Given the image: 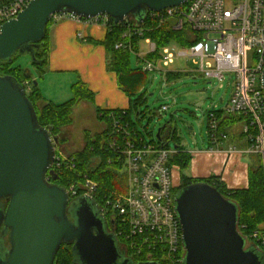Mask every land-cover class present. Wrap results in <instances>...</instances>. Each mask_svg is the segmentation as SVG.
Instances as JSON below:
<instances>
[{
	"label": "water",
	"instance_id": "1",
	"mask_svg": "<svg viewBox=\"0 0 264 264\" xmlns=\"http://www.w3.org/2000/svg\"><path fill=\"white\" fill-rule=\"evenodd\" d=\"M187 1L31 0L1 27L0 60L11 61L16 52L34 59V49L55 14L83 19L107 15L115 23L133 15L141 24L148 10ZM31 75L30 70L27 76ZM55 142L57 138L40 125L24 85L12 75L0 74V264H54L64 243H73L79 264H158L122 260L116 237L105 232L97 203L84 196L70 202L67 189L47 179ZM175 210L186 249L182 264H264V255L247 247L239 233L238 205L213 185L198 181L181 188ZM6 233L9 248L4 247Z\"/></svg>",
	"mask_w": 264,
	"mask_h": 264
},
{
	"label": "built area",
	"instance_id": "2",
	"mask_svg": "<svg viewBox=\"0 0 264 264\" xmlns=\"http://www.w3.org/2000/svg\"><path fill=\"white\" fill-rule=\"evenodd\" d=\"M31 0H0V30L5 22L14 19ZM69 17L83 22L102 21L107 25L109 16L83 19L71 14H55L57 22ZM125 23V41L116 43V48L126 44L131 48L132 38L145 41L148 51L132 50L137 54L142 70L151 72L159 67L158 61L168 66L176 56L197 59L200 71L209 78L225 79L233 73L234 85L223 111L226 115L246 117L245 132L249 137V152L264 153V0H188L182 5L171 6L161 11L148 10L142 24L133 15ZM146 20L152 25H145ZM154 24V25H153ZM167 25L175 31H183L195 42L175 51L172 44L160 50L158 61L147 55L157 51L151 38H144L153 26ZM200 37L197 39L196 37ZM127 41V42H126ZM177 43V42H175ZM163 106L162 110H166ZM110 131L107 148L117 161H122L126 174L125 191H114L97 205L101 211L119 223L115 230L130 256L137 262L153 261L158 264H182L186 254L182 225L175 210V184L172 156L178 148L170 147L168 140L148 142L143 135L124 121V114L110 113ZM252 130V131H251ZM209 138L217 147L227 134L220 129L216 110L209 112ZM57 143V142H56ZM74 152V151H73ZM73 152L65 153L55 147L54 162L47 174L49 181H57L63 168L75 169ZM53 176L56 179L53 180ZM80 181L68 182L69 198L84 196L94 198L99 184L87 174H78ZM245 237L246 246L254 247L264 255V227L247 232L239 228Z\"/></svg>",
	"mask_w": 264,
	"mask_h": 264
},
{
	"label": "trees",
	"instance_id": "3",
	"mask_svg": "<svg viewBox=\"0 0 264 264\" xmlns=\"http://www.w3.org/2000/svg\"><path fill=\"white\" fill-rule=\"evenodd\" d=\"M129 22H132L131 17L129 21L122 23H115L110 17L107 22L108 30L102 42L108 53V69L116 73L119 87L130 97L132 104L128 109H103L96 107V114L104 124L103 130L92 132L86 129L84 131V146L73 152L76 163L75 169L69 170L63 168L60 178L57 181H51L68 189L69 181L81 180L82 177L78 176L79 173L83 175L87 174L99 184L98 192L93 200L100 205L103 204V200L110 193L125 191L126 184V174L122 161H117L113 152L107 148L108 132L110 131L111 123L110 113H114L115 115L124 114V121L136 129L140 136L143 134L134 122L133 115L140 121L142 117L146 116L147 112V109L143 110L141 106L148 107L143 88L149 72L142 70L139 64L138 66H133L131 62L132 50L139 48L140 38L137 36L132 38V49H130L128 44L123 48L115 47L117 42L125 41L123 37L124 24ZM54 23L55 21L51 18L47 24L44 38L38 42L39 47L34 49L35 58L33 59L30 54L26 53L31 58L32 66L39 71V78L44 74V68L51 50L50 28ZM145 25H152V23L146 20ZM144 38H151L157 46L156 52L147 55V58L153 61L159 60L160 50L168 44L177 42L184 46H190L195 42L194 40H190L185 32L172 30L167 25L153 26V29L145 32ZM196 38L199 39L200 37L197 36ZM20 55L19 52H16L11 61L0 60V74L12 75L19 83L24 85L27 96L35 107L40 125L47 128L51 132V135L57 138V143L55 142V147H57L58 141L63 140L62 134L64 130L73 123L75 107L83 101L94 103V93L86 83L80 80L72 85L73 96L70 99L62 103L47 100L39 89L38 84L34 83L35 77L33 73L28 77L27 74L30 70L25 71L26 68L21 65H15ZM167 74L170 76L173 75V72H168ZM36 80L38 81V79ZM40 101L43 103L40 104ZM216 114L220 119V129L225 132L233 119H246V117L241 115H226L223 110H216ZM164 133L165 136H163ZM175 138L176 130H172L171 126L168 128V125H166L161 128V141ZM177 146L178 151L172 156L170 161L178 165L181 170H185L189 167L191 155L183 151L181 144H177ZM198 181H204L213 185L226 198L238 205L240 209L239 228H244L247 232H250L257 227H264V163L260 153H258V158L250 169L249 185L247 188L227 189L217 176L198 179L189 177L183 173L181 184L174 189L175 193L177 194L181 188ZM71 201H73L72 198ZM119 226L118 221H116V229ZM54 264H79L75 262L73 243H64L60 247Z\"/></svg>",
	"mask_w": 264,
	"mask_h": 264
},
{
	"label": "rangeland",
	"instance_id": "4",
	"mask_svg": "<svg viewBox=\"0 0 264 264\" xmlns=\"http://www.w3.org/2000/svg\"><path fill=\"white\" fill-rule=\"evenodd\" d=\"M171 44L175 51L184 48L180 43ZM139 46L140 50L148 51L149 46L145 41H141ZM31 62L30 56L25 53L17 58L15 65L31 70L35 80L38 79V86L47 100L62 103L73 96L70 83L81 80L77 73L49 74L47 66L44 70L45 75L39 78L38 70ZM131 62L133 66H138L136 53L132 54ZM158 64L162 70L149 72L143 88L148 107L142 105L141 108L147 109L146 116H141L138 121L133 115L134 122L148 142L158 141L159 130L168 125L172 130H176V138L168 140L170 147H175L177 144H181L186 149L203 146L209 138L208 109L219 110L229 100L234 85L233 73H227L222 80L209 79L199 70L200 64L197 63V59L190 56H176L168 66H164L160 60ZM168 72H173V75L169 76ZM221 98L224 99V103H221ZM163 106H167V109L162 110ZM73 119L72 125L66 127L62 134L63 140L58 141L57 144L65 153L79 150L84 146L86 129L100 132L104 128L103 122L96 114V105L92 102L84 101L77 105ZM173 171L179 170L174 168ZM174 184L178 187L181 181L176 179ZM174 196L176 197V193Z\"/></svg>",
	"mask_w": 264,
	"mask_h": 264
},
{
	"label": "crops",
	"instance_id": "5",
	"mask_svg": "<svg viewBox=\"0 0 264 264\" xmlns=\"http://www.w3.org/2000/svg\"><path fill=\"white\" fill-rule=\"evenodd\" d=\"M107 30L108 26L102 21L88 23L69 17L59 19L50 28L51 50L45 67L48 66L49 74L77 73L79 79L93 91L96 107L128 109L132 104L131 99L119 87L116 73L107 67L108 53L102 42ZM73 84L71 82L70 87ZM221 103H224L223 98ZM225 105L219 110H223ZM211 110L208 109V112ZM246 123V119H233L227 127V137L218 147L210 138L206 144L195 149L182 146L183 151L190 153L191 162L185 170L174 164L173 169L179 170L173 171L174 181H181L183 173L198 179L217 176L227 189L247 188L249 172L258 158V153L248 151ZM261 155L264 163V153Z\"/></svg>",
	"mask_w": 264,
	"mask_h": 264
},
{
	"label": "flooded vegetation",
	"instance_id": "6",
	"mask_svg": "<svg viewBox=\"0 0 264 264\" xmlns=\"http://www.w3.org/2000/svg\"><path fill=\"white\" fill-rule=\"evenodd\" d=\"M99 207V206H98ZM100 208V207H99ZM101 209V208H100ZM71 216V213H69ZM100 216L102 217L103 220V227L105 229V232L110 235V236H115L116 237V241L118 243L119 249L122 253V260L124 259H131L134 262L135 261L130 254L128 253V250L126 248V245L124 244V242L122 241L121 238L116 236L115 230H116V220L108 215H105L103 212H101ZM4 247L5 248H9L10 247V243H9V233H6V235L4 236Z\"/></svg>",
	"mask_w": 264,
	"mask_h": 264
}]
</instances>
